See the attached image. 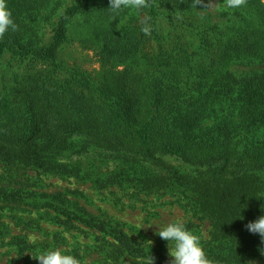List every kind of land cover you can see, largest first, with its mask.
I'll return each instance as SVG.
<instances>
[{"label":"trees","instance_id":"16d2710c","mask_svg":"<svg viewBox=\"0 0 264 264\" xmlns=\"http://www.w3.org/2000/svg\"><path fill=\"white\" fill-rule=\"evenodd\" d=\"M213 1L227 3L145 0L138 20L124 8L111 13L96 0H6L18 28L0 38V61L7 59L9 75L0 87V165L77 178L75 168L56 160L72 137L85 148L121 152L133 166L160 168L163 156H174L200 169L199 175L173 171L134 175L130 182L141 191L190 194L211 227L202 247L212 264H246L262 253L261 237L246 225L264 215V3L245 0L214 13ZM61 3L66 6L50 22ZM91 8L109 19L99 33V81L60 58L72 21ZM118 64L124 66L120 72L112 68ZM130 177L112 174L103 187ZM13 178L14 187L0 186V203L21 209L33 200L35 209L43 202L56 225L95 237L104 258L99 263L148 264L151 257L153 264H170L164 246L131 238L120 223L59 192L37 199Z\"/></svg>","mask_w":264,"mask_h":264},{"label":"rangeland","instance_id":"374dc122","mask_svg":"<svg viewBox=\"0 0 264 264\" xmlns=\"http://www.w3.org/2000/svg\"><path fill=\"white\" fill-rule=\"evenodd\" d=\"M96 1L107 4L109 9L110 5L106 0ZM65 6L66 3H61L54 7L50 22L59 16ZM123 8L129 11L128 14L134 13L138 20L143 18L137 8ZM226 9V2L218 5L213 1L210 4V10L214 13ZM127 20L128 15L117 24V30L126 25ZM108 23L109 19L100 18L92 8L74 19L69 26L68 41L60 52L63 63L86 72L95 81H99L103 75L98 45L99 33L107 28ZM6 63L7 59L0 61V87L3 83H9V75L4 71ZM112 68L120 72L124 66L118 64ZM142 68L143 65H140L136 71ZM56 160L75 168L78 177L59 179L50 175H37L29 169L11 172L0 165V186L14 187L16 183L9 184L8 179L12 174L16 182L23 183L27 190L34 191L37 199L45 194H64L68 201L78 204L87 212L110 222L120 223L131 238L145 245L164 246L163 256L170 264L172 258L167 248L168 242L157 235L158 227L178 219L200 237L201 245L210 239L209 222L199 213L190 194L173 189L146 192L130 182V179H136L133 178L134 175L169 176L173 171L197 177L200 169L188 166L174 156H163L164 165L160 168L145 163L133 166L121 152L92 146L85 148L79 137H72L68 148L60 152ZM115 173L131 177L120 186L103 187L104 179ZM259 177L264 183V170L259 173ZM26 203L21 209L0 203V264H40L38 259L41 254L53 249L75 256L80 264L103 263L104 258L99 257L96 250L98 244L91 233L85 235L80 231H67L53 222L55 213L41 207L43 202L35 209L31 205L35 201ZM25 224H31V228H24ZM79 227L84 228L81 225ZM246 264H264V254L258 253Z\"/></svg>","mask_w":264,"mask_h":264},{"label":"clouds","instance_id":"9594fccd","mask_svg":"<svg viewBox=\"0 0 264 264\" xmlns=\"http://www.w3.org/2000/svg\"><path fill=\"white\" fill-rule=\"evenodd\" d=\"M203 2L204 0H198L197 5ZM244 3L245 0H227V7L239 8ZM109 5L110 11H119L122 7L140 9L145 6V0H109ZM17 28L18 25L13 20L6 0H0V38H3L10 30L16 31ZM158 228L157 235L168 242L167 248L172 258L171 264H212L201 245L200 237L187 229L181 220H174ZM246 229L252 234L259 235L264 243V215L254 222L248 223ZM262 254H264V250H262ZM38 260L40 264H80L75 256L65 254L60 249L45 251ZM148 264H153L151 257Z\"/></svg>","mask_w":264,"mask_h":264}]
</instances>
